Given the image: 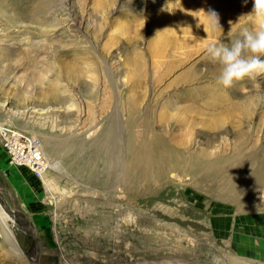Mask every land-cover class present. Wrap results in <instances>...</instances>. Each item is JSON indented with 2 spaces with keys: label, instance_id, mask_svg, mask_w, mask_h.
Listing matches in <instances>:
<instances>
[{
  "label": "rangeland",
  "instance_id": "rangeland-1",
  "mask_svg": "<svg viewBox=\"0 0 264 264\" xmlns=\"http://www.w3.org/2000/svg\"><path fill=\"white\" fill-rule=\"evenodd\" d=\"M213 8L210 0H0V128L38 139L60 168L49 165L39 181L9 165L0 145V186L25 217L9 214L0 190L24 253L9 260L0 237V264H264V184L254 185L264 182V74L226 89L207 51L258 21L249 14L220 33L206 19ZM109 124L119 153L111 145L107 166L96 159L93 173L85 164L72 172L63 149L79 143L73 152L84 157ZM152 137L191 175L144 189L148 180L123 183L120 174L100 187L122 170L118 161L131 167L128 140L135 152Z\"/></svg>",
  "mask_w": 264,
  "mask_h": 264
},
{
  "label": "bare ground",
  "instance_id": "bare-ground-1",
  "mask_svg": "<svg viewBox=\"0 0 264 264\" xmlns=\"http://www.w3.org/2000/svg\"><path fill=\"white\" fill-rule=\"evenodd\" d=\"M210 3H212L214 8L212 9V11L209 12V14L207 13L208 17L206 19L207 20L212 19L213 23L216 24V21H215L213 14L218 16V25L219 26L216 24L215 28L218 30V32L225 33V34H227L228 32H231L232 28L235 27L238 24V22L240 20H242L246 15H249L251 13V10H252V0H247L246 4H245L244 0H210ZM174 11L175 10L172 9V11H170V14H167V15L170 16L171 18H173L174 16L179 14V13L177 14V12H174ZM61 15L64 16V18L61 19V22L65 26H68V25H69V27L75 26V20L72 19L73 17L70 18V15H68V14H61ZM250 15H252V14H250ZM186 18H187V16H186ZM183 20L185 21V19H183ZM50 31H51V29H50ZM43 37H44V35H43ZM10 113H11L10 116L19 115L17 112L10 111ZM7 114H9V113H7ZM130 125L132 127L133 122ZM115 126H112L111 124L108 125L107 129L104 132V136L100 141L101 143H98L99 145L94 144L93 146L90 147V144H88V146H86V148H85L84 157H80L78 154L75 155L73 152L80 147L79 143L77 145H73L71 148L67 147L68 148L67 151H66V149H63V147H61L60 150L61 151H62V149L65 150L64 153L67 155V166H68V168L72 172H74L75 171V168L73 169L74 165L80 166L81 164H85V165H87L88 170L91 173H93L94 168L92 167V164L96 159H99V161L102 162L103 165L107 166L108 158L110 160V158L112 156L113 157L115 156V155H112V151L110 148L111 145L113 144L112 142H114L116 144L117 142H115V141L116 140L119 141L118 140L119 136L118 137L115 136L117 139H115V141H113L114 135L112 134V130H114V129L112 127L116 128ZM115 131H116V129H115ZM116 133H118V131ZM243 142L244 141L241 142V140H240L238 143V146L239 145L242 146ZM114 145H112V147ZM116 146H117V144H116ZM144 147L151 149V154L148 151L149 156L146 155ZM144 147L140 148L139 151L134 152V150L132 151V149H133L132 142H131V140H128V143H127L128 153L131 156V158L134 159V160H132L131 167L130 166H119L120 161H118L119 162L118 168L122 169V170H120L121 172L119 171L117 174H115V176H113V174L111 176L109 175L110 178L106 177L107 179L105 178L103 180L102 184H100V187H105V186L107 187L108 185H111L110 181L117 183L119 181L118 178L120 177L119 176L120 174H122L123 181H124L123 183H125L126 181H130V180H131V182L139 181L140 183L143 180H148L147 185H144V189L148 188V185L150 183L155 182V181H158V182L167 181L169 175H171V179L175 178V180H181V178H182L181 175H189V174L191 175V167H188V166H185L182 164L181 160H183V157L179 156V154H177L175 150L167 148L166 145L164 143H162L159 138L152 137L151 143L149 145L146 144ZM115 148L116 147L114 146L113 150ZM117 148H116V151H118V149H119V148L118 149ZM50 149H52L53 152L60 153V150L58 149V147H52ZM52 151H50L49 153H53ZM115 153H117V152H115ZM118 153H119V151H118ZM110 155H111V157H110ZM112 159H114V158H112ZM78 163H80V164H78ZM49 165H50V163H48V166ZM51 166L54 169H57V170L60 169L58 162L53 163V165H50V167ZM79 166H77V168H79ZM110 166H111V164H110ZM124 167H125V169H124ZM106 169H107V167H106ZM111 172H113V171H111ZM134 172H139L140 175H136V174H134ZM108 173H110V171ZM194 175L195 174L192 173V177ZM43 180H45V179H43ZM193 182H195V181H193ZM259 184H264V182L261 181V178H258V180L256 181V183L254 185H259ZM133 185H134V183H133ZM251 185L253 186V184H250L247 186L248 189L251 188ZM112 186H113V184H112ZM262 199H264V196L261 197V200ZM13 222H14L13 219L8 215V210L6 211V208L4 207V203L2 201H0V237L2 239L3 244L5 245L4 249L2 247L3 252H4L3 254L5 257L9 258V260L11 259V260H19L20 261L21 257L24 256V253L19 247L17 236H16V233L14 230L15 228L12 227V226H14V225H12ZM20 226H22V225H20Z\"/></svg>",
  "mask_w": 264,
  "mask_h": 264
},
{
  "label": "clouds",
  "instance_id": "clouds-1",
  "mask_svg": "<svg viewBox=\"0 0 264 264\" xmlns=\"http://www.w3.org/2000/svg\"><path fill=\"white\" fill-rule=\"evenodd\" d=\"M250 14L258 21L253 30L245 29L231 45L214 42L207 48L210 57L221 66L216 83L226 89L245 78L264 74V0H252ZM213 16L218 25V16Z\"/></svg>",
  "mask_w": 264,
  "mask_h": 264
},
{
  "label": "built area",
  "instance_id": "built-area-1",
  "mask_svg": "<svg viewBox=\"0 0 264 264\" xmlns=\"http://www.w3.org/2000/svg\"><path fill=\"white\" fill-rule=\"evenodd\" d=\"M7 129H16V136L7 137ZM0 145L6 154L9 165L25 168L35 179L43 181L49 171V166L38 139H28L27 133L4 125L0 128Z\"/></svg>",
  "mask_w": 264,
  "mask_h": 264
},
{
  "label": "water",
  "instance_id": "water-1",
  "mask_svg": "<svg viewBox=\"0 0 264 264\" xmlns=\"http://www.w3.org/2000/svg\"><path fill=\"white\" fill-rule=\"evenodd\" d=\"M0 190L2 191V192H4L6 195H7V197L9 198V200H10V202H11V205H12V207H13V212H9L12 216H15V215H21V216H23L24 217V215L18 210V208H17V206H16V204H15V201H14V198H13V196H12V194L6 189V188H4V187H2V186H0ZM13 213V214H12ZM25 218V217H24ZM28 232L29 233H31L32 234V231H31V229H30V227H28Z\"/></svg>",
  "mask_w": 264,
  "mask_h": 264
}]
</instances>
